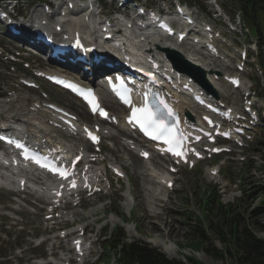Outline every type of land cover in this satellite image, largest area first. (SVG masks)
I'll use <instances>...</instances> for the list:
<instances>
[{
  "label": "rangeland",
  "instance_id": "rangeland-1",
  "mask_svg": "<svg viewBox=\"0 0 264 264\" xmlns=\"http://www.w3.org/2000/svg\"><path fill=\"white\" fill-rule=\"evenodd\" d=\"M198 1L201 2L202 5L204 4L202 1ZM220 1L221 4L226 6L227 10L230 9L229 3L224 0ZM62 3H64V0ZM208 8L214 9L212 4H210ZM37 9L41 8L36 7L35 11ZM78 16L79 15H77V17ZM214 18L219 19V16L216 15L213 19ZM221 20L223 21V18H221ZM216 23L219 22L217 21ZM217 26L225 30L224 27ZM126 31L127 33L130 31L129 42L133 44V50L135 52L141 51V49H138V46L140 47L138 42L135 43L137 40L135 34L138 33V30L131 28L130 30L126 29ZM167 43L173 45L174 41L168 40ZM226 44L228 46H234L230 35H228ZM180 47L181 52L183 51L188 55L196 57H199L201 52L200 47H190L187 44H183ZM41 64L47 65L45 62H41ZM48 91L52 96V100L63 105L64 108L74 113L83 110V106L81 105L80 107L78 102L67 93L56 89H50ZM231 91V98L234 97L237 102V92ZM104 103L108 108L113 110V106L110 107L109 103L105 101ZM78 107L80 108L78 109ZM20 112L21 111H18V113ZM82 117L84 120L86 119L83 115ZM258 138L260 142H254L247 147L239 149V152L234 158L226 161V168L229 169L218 181L217 179H210V176H208L209 167H206V165L202 163L190 172L180 170V172L175 175L176 180L172 186V190L169 189L165 197H163L164 195L161 196V199H156L155 203H152L154 201L153 198H146L145 188L149 187V189H151L152 185L150 182L152 183V181L146 179L148 176L146 177L144 166L142 167V164H140L139 170L138 168H134L133 158L130 152L121 148L119 142L113 147L106 148L109 158L121 164L126 170L129 182L127 179H124V183H116L114 185L109 193L110 199L107 205L103 202L98 203L92 201L94 205H89L87 209L83 210L78 208V210L84 214L80 219L82 225L89 224V241L95 240L94 250L92 255L89 256L88 261L93 262L98 256H101L103 252L102 244L105 239L103 237L102 226L107 225L111 227V225H115L122 227L123 232L130 241L147 243L151 248L161 251L165 256L167 255L160 247L155 245L154 241L152 242V239L155 240L156 237H160L168 243H173L176 256L167 257L178 259L185 264H188L187 260H185V256L193 257L204 264H231L233 258L228 252H225L222 258H215L211 255V251L214 247L219 248L222 245L230 251L233 250V245L230 243L231 234L228 231V225L221 221L219 213L215 212L216 209L213 205L209 212H203L200 209V199H202L207 188L211 186L210 189L214 191L215 198L219 199L222 206H226L231 211L232 216L235 215L236 221L241 224L242 219L247 221L252 217L253 210L259 207L264 201V128ZM240 159H242V161H240ZM155 163L160 164V162ZM211 163L215 162L212 161ZM8 195V193H2L0 195V200L9 203L10 200H8ZM118 197L122 199L120 206H116ZM6 199L7 201H5ZM92 202H89V204ZM150 203L154 205H150ZM150 206L157 208V216L154 214L150 216ZM109 209H113L115 213H125L126 216L124 219L127 222L124 223L114 214L108 215ZM203 213L208 214L209 220L212 222V226L207 229L212 240L208 241L202 238V247L192 252L188 247V243L191 241L192 236L196 237V239L198 238V240L200 239L199 233L193 230V228L199 225L197 219L205 221L203 219ZM24 214L26 215L28 231L34 233V235L37 234L35 237L32 235L31 240L34 242H36V239L44 238L45 236L53 237V235L56 234L54 232L47 233L42 230L44 227V220L41 221V213L38 215ZM163 221L164 223H162ZM258 222L262 223L261 218L258 219ZM217 224L219 228H217ZM250 230L252 234L264 237V231L259 227L252 226ZM23 235L28 236L27 232H21L17 236H20L19 240L22 239ZM57 241L58 240H48L46 249L48 250L50 245ZM41 251H43V249L34 250L27 244L20 255L26 259L35 252L38 253ZM57 251L60 252L58 249ZM1 253L2 250H0V254ZM13 256L15 257L14 262H16V253L13 254ZM102 263L105 264L103 260ZM112 264L114 263L112 262Z\"/></svg>",
  "mask_w": 264,
  "mask_h": 264
},
{
  "label": "trees",
  "instance_id": "trees-1",
  "mask_svg": "<svg viewBox=\"0 0 264 264\" xmlns=\"http://www.w3.org/2000/svg\"><path fill=\"white\" fill-rule=\"evenodd\" d=\"M231 6L239 11L242 23L249 28L251 33L256 36H260V33L264 34V0H232ZM210 188L211 186L207 188L200 199V209L203 212H209L211 206H214L221 221L228 225V231L231 234L230 243L233 245L232 251L223 245L220 248L214 247L211 255L215 258H222L225 252H228L233 258L231 264H264V240L256 237L250 230L251 226L264 230V201L253 210L249 221L242 219L240 224L236 221L235 215L232 216L231 211L226 206H222L220 201L215 198L214 191ZM112 212L113 210L110 209L109 213ZM259 218L262 223L258 222ZM203 219L205 221L197 219L199 225L193 228L199 233L200 239L192 236L188 243L191 251H197L202 247V238L208 241L212 240L207 231L208 227L212 226V222L209 220L208 214L203 213ZM216 226L219 228L218 224ZM125 237L121 227H116L108 235L104 246L106 262L109 263L111 258L115 257L119 264H185L180 260L167 259L160 251L151 248L146 243L127 242ZM185 260L188 264H204L190 256H185Z\"/></svg>",
  "mask_w": 264,
  "mask_h": 264
},
{
  "label": "bare ground",
  "instance_id": "bare-ground-1",
  "mask_svg": "<svg viewBox=\"0 0 264 264\" xmlns=\"http://www.w3.org/2000/svg\"><path fill=\"white\" fill-rule=\"evenodd\" d=\"M133 28H135L136 30L139 31V36L140 37H143L144 40H145L146 37H148V33H147L146 30H140L137 27H133ZM126 33H127V31L125 29L123 35L120 37V40L124 41V40L127 39V34ZM154 36L155 35L151 34L149 37L152 38ZM149 37L147 38V40L144 41L145 44L144 43H141L140 40H138V44L141 47V51L135 52L133 50V44H130L129 45V49H131L134 52V58L136 60H143V55H144L143 54V50L145 52H147V50H149V52H151L153 50V48L156 46L154 44H150V42L146 44V42L150 41ZM117 38H118V34L117 33L112 34L111 37H110L111 40H116ZM161 44H159V45H161ZM172 46L175 49L181 51L180 50L181 47L178 46L176 42ZM159 48H161L163 50L165 48V46H162L161 45V46H159ZM182 53H184V52L182 51ZM185 55H187L188 59L191 60L192 62H194V63L202 66L204 68V70L207 72V75L209 77L211 76L209 72H211L212 68H210L208 65L206 66L196 56L188 55V54H185ZM14 97H15L14 95H11L10 97H5L4 100L3 99H0V104L5 105L4 103H5V101H7L6 100L7 98H9L8 99V102H10V101H12L14 99ZM181 98L184 99L183 97H181ZM104 99L106 100V102H108V100H109L107 97H105ZM187 105L188 104H186L185 102H182V103L179 104L181 110H183V108L187 107ZM79 108L80 107H78V109ZM18 111L19 110H18L17 107H15L14 109H9L6 112V114H5V117L6 118L3 121V124L2 125H6L7 123H11V124L17 123L19 125H23L24 124L25 127H26V130L23 131V132L26 134L27 138H29L30 140L39 141V140H41V139L44 138L45 141L48 142V143H51L53 141H58V142L63 143V145L67 149V152L68 153H70L72 151L73 144L68 143V142H66L64 140H60L59 137L57 135H55L53 133V131L50 129V127L48 126V123L44 122V120H43L44 119L43 118V114L41 112H40V114H37L33 110H27V109H24V108L22 110H20L21 111L20 113H18ZM195 112H197V110H195ZM76 114L79 115L80 118H82L81 117L82 114L80 113V111H77ZM14 116H16L15 119L13 118ZM102 129H107V128L106 127H103V128H101V131H103ZM106 136H108V135H106ZM120 145H121V147L123 149L126 148V145L123 142L120 143ZM129 152H130V155L133 158L134 168H136V169L138 168V170H139L140 169V166L139 165L142 164V167H143V164H145V161L142 160V159H140L137 154H134L131 151H129ZM148 160L153 161L152 160V157L148 158ZM157 169H158V167H157ZM157 169H155V167L150 168L148 174H149V176L151 178H149V179L146 178L147 180L152 181V183L150 182V184H154V186L151 189H149V187H146L145 188V192H146V196H147L146 198L147 199L148 198H153L154 201L152 203H155V200L156 199H161V196H163L165 194V192H166V190L164 188V185L161 184V181L164 179L165 175L168 172L167 171H161L160 172V171H158L160 169H158V170ZM169 175H171V174H169ZM0 176L5 177L6 178V181H10V177H8L6 175H3V174L0 173ZM94 177H95V175H94ZM171 179H172V177H171ZM31 181L32 180L30 178H28L27 181H26V187L28 189H29V182H31ZM128 181H129V178H128ZM42 185L43 186H46L47 188L49 186L48 183H42ZM39 192H42L41 197L43 199H45L46 198V191L44 190V191H39ZM152 203H150V205H154ZM148 205H149V203H148ZM76 208L75 209H72L71 211H67L65 213H63L62 211H58V212H60V218L61 219H75V218H79L82 215V213L80 211H78V209H76ZM156 210H157L156 207L150 206V211H151L150 212L151 213L150 216H152L153 214L155 216H157ZM162 223H164V221ZM86 227H87V225H83V226H81L80 230L81 229H84L85 230ZM74 232H75V230L68 231L66 233L67 234H71V233H74ZM153 241H154L155 245L158 246V247H160L162 249V251L167 256H169V257L176 256L175 251H174V245H173V243H171V242L168 243L167 241L162 240L160 237H156L155 240L152 239V242ZM86 243L87 242L83 243V245H84V247H83L84 255L82 257V262H78V264L85 263L86 260H87V258L89 257V254L91 253V250H92L91 244L89 246H87ZM53 253H54V251H53ZM66 259L68 260V258H66ZM35 264H47V262H44V263L43 262H38V263H35Z\"/></svg>",
  "mask_w": 264,
  "mask_h": 264
},
{
  "label": "snow or ice",
  "instance_id": "snow-or-ice-1",
  "mask_svg": "<svg viewBox=\"0 0 264 264\" xmlns=\"http://www.w3.org/2000/svg\"><path fill=\"white\" fill-rule=\"evenodd\" d=\"M137 113H139V115H137ZM129 122L138 123L140 128L145 132V134L150 135L151 138L154 140L167 137L164 139V143L170 145L169 151L173 150L171 145L174 143V140L173 138H171L170 131L164 128L162 125H158L157 121L153 118L152 114L148 113L146 108L133 109L132 116L129 117ZM93 139L95 138L93 137ZM176 154L179 155L180 153ZM144 155L147 154L145 153ZM60 175L66 177V174L64 172H60Z\"/></svg>",
  "mask_w": 264,
  "mask_h": 264
},
{
  "label": "water",
  "instance_id": "water-1",
  "mask_svg": "<svg viewBox=\"0 0 264 264\" xmlns=\"http://www.w3.org/2000/svg\"><path fill=\"white\" fill-rule=\"evenodd\" d=\"M179 59H180L181 61H183V59H182L181 57H179Z\"/></svg>",
  "mask_w": 264,
  "mask_h": 264
}]
</instances>
